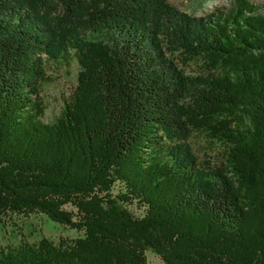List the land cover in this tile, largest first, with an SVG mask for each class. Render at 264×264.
<instances>
[{
	"label": "trees",
	"instance_id": "trees-1",
	"mask_svg": "<svg viewBox=\"0 0 264 264\" xmlns=\"http://www.w3.org/2000/svg\"><path fill=\"white\" fill-rule=\"evenodd\" d=\"M71 61L45 123L46 64ZM193 133L220 165L199 163ZM34 214L83 237L0 264H264V3L193 17L168 0H0V223Z\"/></svg>",
	"mask_w": 264,
	"mask_h": 264
},
{
	"label": "rangeland",
	"instance_id": "rangeland-1",
	"mask_svg": "<svg viewBox=\"0 0 264 264\" xmlns=\"http://www.w3.org/2000/svg\"><path fill=\"white\" fill-rule=\"evenodd\" d=\"M251 4L260 7L264 0H248ZM168 2L181 12L193 17H203L228 11L234 0H168ZM200 64H191L185 71L189 75L200 72ZM79 67L76 61L69 66L47 63L46 75L48 81L41 84L40 98L45 106L43 121L52 124L59 117L63 108V100L67 99L76 86ZM200 164H209L216 167L223 161V148L217 143L210 142L203 135L193 133L189 139ZM135 215L141 216V211L130 206ZM0 223V252L16 249L23 243L37 244L42 238L58 244L60 240L67 243L83 237V231L70 230L60 224L50 221L40 214L28 217L9 215L1 218ZM147 264H163L160 258L147 251L145 253Z\"/></svg>",
	"mask_w": 264,
	"mask_h": 264
}]
</instances>
